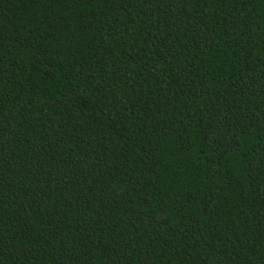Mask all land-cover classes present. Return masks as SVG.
<instances>
[{
  "label": "trees",
  "instance_id": "1",
  "mask_svg": "<svg viewBox=\"0 0 264 264\" xmlns=\"http://www.w3.org/2000/svg\"><path fill=\"white\" fill-rule=\"evenodd\" d=\"M0 264H264V0H0Z\"/></svg>",
  "mask_w": 264,
  "mask_h": 264
}]
</instances>
